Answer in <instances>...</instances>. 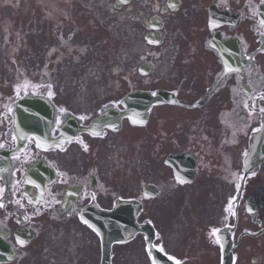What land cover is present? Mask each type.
Wrapping results in <instances>:
<instances>
[{"label": "flooded vegetation", "instance_id": "obj_1", "mask_svg": "<svg viewBox=\"0 0 264 264\" xmlns=\"http://www.w3.org/2000/svg\"><path fill=\"white\" fill-rule=\"evenodd\" d=\"M0 37L33 57L53 105L52 143L17 148L0 89L8 264H100L82 220L100 214L144 226L113 244L110 264H158L151 246L165 264H264V157L246 170L264 125V0H0ZM218 47L231 65L221 77ZM135 90L168 94L142 124L123 103ZM37 160L54 171L42 193L25 191Z\"/></svg>", "mask_w": 264, "mask_h": 264}, {"label": "water", "instance_id": "obj_2", "mask_svg": "<svg viewBox=\"0 0 264 264\" xmlns=\"http://www.w3.org/2000/svg\"><path fill=\"white\" fill-rule=\"evenodd\" d=\"M3 250H4V252L5 251L8 252L9 251V248H7V246L3 243V241L0 240V258L2 256Z\"/></svg>", "mask_w": 264, "mask_h": 264}, {"label": "snow or ice", "instance_id": "obj_3", "mask_svg": "<svg viewBox=\"0 0 264 264\" xmlns=\"http://www.w3.org/2000/svg\"><path fill=\"white\" fill-rule=\"evenodd\" d=\"M122 2H126V0H122ZM262 111H264V109H262ZM85 223H87V221H85ZM20 243L23 244L24 241L21 240Z\"/></svg>", "mask_w": 264, "mask_h": 264}]
</instances>
